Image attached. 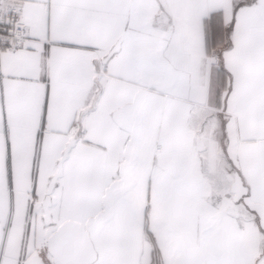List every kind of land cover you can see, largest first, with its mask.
Returning <instances> with one entry per match:
<instances>
[{"label":"snow or ice","instance_id":"snow-or-ice-1","mask_svg":"<svg viewBox=\"0 0 264 264\" xmlns=\"http://www.w3.org/2000/svg\"><path fill=\"white\" fill-rule=\"evenodd\" d=\"M0 264H264V0H0Z\"/></svg>","mask_w":264,"mask_h":264}]
</instances>
